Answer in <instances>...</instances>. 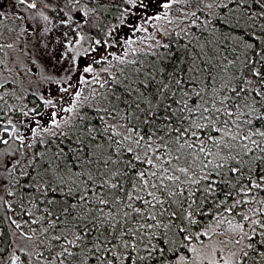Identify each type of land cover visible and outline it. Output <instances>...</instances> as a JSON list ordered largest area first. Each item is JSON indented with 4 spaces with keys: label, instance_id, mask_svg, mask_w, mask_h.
<instances>
[{
    "label": "snow or ice",
    "instance_id": "6c2138e0",
    "mask_svg": "<svg viewBox=\"0 0 264 264\" xmlns=\"http://www.w3.org/2000/svg\"><path fill=\"white\" fill-rule=\"evenodd\" d=\"M91 2L13 0L0 264H264V0Z\"/></svg>",
    "mask_w": 264,
    "mask_h": 264
},
{
    "label": "rangeland",
    "instance_id": "374dc122",
    "mask_svg": "<svg viewBox=\"0 0 264 264\" xmlns=\"http://www.w3.org/2000/svg\"><path fill=\"white\" fill-rule=\"evenodd\" d=\"M2 6H3L2 10H5L7 8V6H8V4L2 5ZM91 7H94V6H90V8ZM81 8L84 9V10H86V8H84L82 6H73L72 7V13L75 15L76 14V11L78 9H81ZM47 12H49L51 14L50 11H47ZM89 18L90 19H94L95 17H89ZM24 23H27V22L26 21L25 22H22V21L18 20L17 18L13 19V18H10V17H5V19L0 20V34H2V35H0V42H6V41L13 40L14 37H15V35H16V33H14L13 31H11V29H16L17 32H18L19 31V26L21 24H24ZM35 23L37 25L38 24L39 25L40 24H44L45 26L53 27V24H48L47 22H45L43 20H38V23H37V21ZM29 39H31V36H29ZM22 42H23L22 40L21 41H17V44L22 43Z\"/></svg>",
    "mask_w": 264,
    "mask_h": 264
},
{
    "label": "flooded vegetation",
    "instance_id": "af4514ba",
    "mask_svg": "<svg viewBox=\"0 0 264 264\" xmlns=\"http://www.w3.org/2000/svg\"><path fill=\"white\" fill-rule=\"evenodd\" d=\"M61 2H64L65 4L67 5H70L71 7V12H72V7L73 6H82L84 8H86V10L88 8H90V6H95L91 0H80V3L79 4H75V3H71L69 2V0H55V3L57 5H64L63 3ZM8 4L7 8L5 10H3V12L5 13V17H10V18H13L15 19V17L13 16V13L16 12V7L13 5V0H0V5H6ZM23 6H21L22 8ZM65 12H67L65 9H63ZM50 11V10H48ZM51 12V11H50ZM46 14L49 15V17L51 18L53 16V13L51 12V14L49 12L46 11ZM103 18V17H102ZM18 19V18H17ZM20 20V19H18ZM21 21V20H20ZM22 22H25V21H22ZM37 23H38V20H37ZM39 25V24H38ZM37 25V26H38Z\"/></svg>",
    "mask_w": 264,
    "mask_h": 264
},
{
    "label": "trees",
    "instance_id": "16d2710c",
    "mask_svg": "<svg viewBox=\"0 0 264 264\" xmlns=\"http://www.w3.org/2000/svg\"><path fill=\"white\" fill-rule=\"evenodd\" d=\"M61 3L64 4V5H62V6H63V9H65L67 12L71 11V7H70V5H67V4H65L64 2H61Z\"/></svg>",
    "mask_w": 264,
    "mask_h": 264
},
{
    "label": "bare ground",
    "instance_id": "6f19581e",
    "mask_svg": "<svg viewBox=\"0 0 264 264\" xmlns=\"http://www.w3.org/2000/svg\"><path fill=\"white\" fill-rule=\"evenodd\" d=\"M2 31V30H1ZM14 36V35H13ZM13 39V38H12Z\"/></svg>",
    "mask_w": 264,
    "mask_h": 264
}]
</instances>
